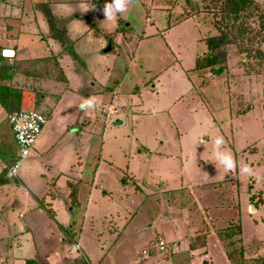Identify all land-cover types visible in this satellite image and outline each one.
Listing matches in <instances>:
<instances>
[{"label":"rangeland","instance_id":"obj_1","mask_svg":"<svg viewBox=\"0 0 264 264\" xmlns=\"http://www.w3.org/2000/svg\"><path fill=\"white\" fill-rule=\"evenodd\" d=\"M3 1L1 54L14 68L13 86L23 92L22 111L53 114L42 131L44 148L22 160L0 191L6 208L0 238L23 243L16 255L66 251L62 239L71 230L84 264H188L186 237L201 229L204 217L188 212L190 197L174 192L183 181L187 190L212 195L215 207L239 204L232 220L238 218L241 235L232 248L226 247L231 240L224 241L225 252L243 248L246 264L264 257V65L253 61L249 72L244 55L229 47L220 75L194 70L195 58L205 52L204 36L216 34L209 0H131L112 19L104 14L111 0ZM256 1L264 8L263 0ZM22 13L33 24L28 30ZM25 31L28 39L20 43ZM46 55L53 60L44 61ZM6 116L0 112V159L13 168L21 157ZM218 137L219 151L237 165L227 183L230 195L227 185L212 193L228 179L216 155ZM58 170L66 175L56 184L52 219L30 194L41 199ZM129 172L141 191L134 190ZM67 178L80 179V206L69 203ZM16 199L20 206L12 209ZM257 201L262 205L255 214ZM17 230L21 234L14 236ZM159 238L165 251L154 248ZM208 244L214 264H228L217 255L215 236ZM144 251L151 253L146 260Z\"/></svg>","mask_w":264,"mask_h":264},{"label":"trees","instance_id":"obj_2","mask_svg":"<svg viewBox=\"0 0 264 264\" xmlns=\"http://www.w3.org/2000/svg\"><path fill=\"white\" fill-rule=\"evenodd\" d=\"M209 3L210 9L214 11L213 27L216 34L204 36L202 42L205 45V52L195 58L194 70H209L220 75L227 67L229 47L235 48L236 55H244V59L248 61L249 72L254 71L253 61L263 67L264 8L261 4L256 0H209ZM185 19L187 18H182L180 22ZM3 50L0 47V105L9 115L22 111L23 92L12 84L14 68L4 64L6 58L1 54ZM44 59L46 61L48 58ZM57 78L62 80V74H59ZM41 114L47 120L51 113ZM76 193L77 190L72 188L69 196L71 205L77 203ZM249 199L253 201L254 197L250 196ZM261 203L262 201L255 202V208ZM218 235L222 241L231 240L226 247L232 248L236 242L232 239L241 235V226L239 223L230 225L219 231ZM205 239V235L193 237L189 243V250L194 251L205 247ZM241 241L242 239L239 238L238 242ZM225 254L230 264H246L243 248L226 250ZM26 264H35V261H27ZM75 264L84 263L76 260ZM254 264H264V257L254 260Z\"/></svg>","mask_w":264,"mask_h":264},{"label":"crops","instance_id":"obj_3","mask_svg":"<svg viewBox=\"0 0 264 264\" xmlns=\"http://www.w3.org/2000/svg\"><path fill=\"white\" fill-rule=\"evenodd\" d=\"M3 3H4V1L1 0L0 5H2ZM19 17H21V20H20L21 22H23V23L26 22L24 24L25 27L22 26V29L28 30V29H30L33 26L32 23L28 22L30 19H28L27 16L24 17L23 13L20 14ZM185 20H187V19H185ZM182 21H184V20H182ZM21 36H22V38L19 40V42L23 43L25 40H22V39L23 38L28 39L29 35L25 31V33L21 34ZM42 43L44 44L45 42L42 41L41 44ZM47 44H49V43H47ZM44 45L46 46V44H44ZM3 49L5 50L6 48H3ZM47 49L51 50L50 44H49V47ZM11 51H13V50H11ZM32 51H37V47H35V48L33 47ZM13 53H14V51H13ZM46 57H47V55L44 56L43 58H46ZM47 58L48 59L46 60V62L53 60V58H51V56H49ZM59 61L60 60L58 59V62ZM58 66H59V68H61L60 64H58ZM61 71L63 72V75L67 78V76L64 73V70L62 69ZM152 88H154V87H152ZM1 111L4 112L5 110L0 105V112ZM52 115L53 114L51 112V114L48 117V119L50 117H52ZM6 120H7V116H6ZM47 121L48 120H46V122ZM115 124H122V122L119 123L118 120H117L115 122ZM8 125H9V123H8ZM45 126H46V123H45L42 131H44ZM41 137H42V132H41L40 137L38 138L39 140H37V143H35V145L33 147V150H32V152L30 154H32L34 151L38 152L40 149L44 148L43 138L41 139ZM143 150H146V149L143 148ZM234 161H235V158H234ZM0 163L2 164V165L0 164V191H1L3 189V187H5V184L8 181V177H7V174H6V170L8 169V167L5 165V163L1 159H0ZM73 165L75 167H77V166L79 167L81 165L80 158H78L76 160L75 164H73ZM235 166H237V165L235 164L234 167L231 168V169L225 168L226 172L228 173V179L222 181V183H224V186L221 185L222 184L221 182H218V184H220V185H219V187H217V186L213 187V188H215L214 192H212L213 194L216 193L217 190H220L219 189L220 187H225V185H227V183L230 182V180L232 179V176L234 174ZM71 167H72V165H71ZM127 168H129V166ZM65 175L66 174H65L64 170H60V171L58 170L57 176H55V177L52 176L50 178V180L47 179L48 180V182H47V191L43 194L41 199L37 200L34 195L30 194V197H31L32 201L37 203L36 207L42 209L45 212V214L48 217H50V218L52 217V219L55 218V215H56V212H55V210L53 209V206H52L54 201H56V192H55L56 191V189H55L56 188V184H57V181H59V179L61 177L65 176ZM127 175H128L127 178L131 179V181L133 182V184L135 186L134 190L135 191H141V188L136 184L137 180L135 179V174L129 172ZM126 182L127 181L124 180L123 184H126ZM64 186H65V189L67 191V198H68L69 203H70V197H69L70 196V191H71L72 188H75L77 191H79L80 179L79 178H75V179L67 178V179H65ZM163 186H165V183H163ZM181 186H182V188H181ZM182 189H184L185 192ZM225 189H227V192H229V195L234 192V190H232L231 185L229 187L227 185L225 187ZM186 190H187V188L186 187L184 188V182L182 181L180 183L179 189L174 190V192L175 191L176 192H181L180 196H184L185 198L190 197V198H188L189 200L185 204L188 212L191 211L195 215L202 214V216L205 218V219L204 218L202 219V223L201 224H203V226L201 227V229H199V231L197 233L191 235L190 237H188V236L186 237V243H185L186 245L185 246H186L187 253H189V258H190V260L187 263L188 264H192L194 262V260H196V261H198L199 264H214L213 260H214L215 256H214V254L210 253V251L208 249V246H209L208 243H209V239L212 236H215L216 237V244H215L216 247H215V249L217 250L216 251L217 255H219V256L220 255H224L226 260H227V263L230 264V262L228 261V259L226 257L225 249L223 247L224 241H222L219 238L218 232H219V230H222V229H225V228L229 227L232 223H236V221H237V223H239V220H238L237 217H236L237 220H235V222L232 220L233 219L232 216L235 213L237 215L238 211L236 209H238L239 204L237 203L236 204L237 206H234V207L227 206V210H226L225 206H221V205L216 206L217 209H215L216 207L211 205L210 201H209V198H211L213 200V196L212 195L209 196V194H206V192L199 191L197 189L194 190V188H193V190L191 189V191L190 190L186 191ZM153 195H154V193L152 192V196ZM171 196L176 197L174 194H171ZM174 197H171V198H174ZM32 201H31V203L33 204V207L36 208L35 205H34L35 203L32 202ZM211 202L214 203V201H211ZM230 202H232V200H230ZM13 204L14 205L12 206V209H16V208H18L20 206V202L17 199L14 201ZM76 206H80V202L78 200H77ZM253 208H254V211H255L254 213L255 214H257L258 211L261 209V208L260 209L259 208H255V206ZM5 210H6L5 207H0V219H3L2 218L3 216H2L1 213L4 212ZM225 216H229L227 218V220H225ZM19 217H21V215H19ZM205 220L208 221L209 225L208 224L206 225ZM221 222L225 223V225L218 227L219 223H221ZM61 226L64 227L66 225L58 224L59 228ZM240 226H241V224H240ZM209 227H211V228H209ZM67 229H69V227ZM14 233H15L14 236H19L21 234L18 230L15 231ZM64 234H65L66 237H65V239L64 238L62 239V243L65 242V244H69V246L68 245L66 246L67 247L66 251H64L63 249H58L57 248L54 251L50 250L46 254L35 253L32 257H21V256H18V255L15 254V252L20 251V249H22V247H23V243L22 242H13V245H11L10 244L11 242L9 243V240L7 238H5V237L4 238H0V264H26L27 261H35V264H68L71 259L76 261V260H78V258H77L78 255L76 254V252L71 250L73 245H77L72 240L74 233L71 230H69V231L65 232ZM69 235H71V236L69 237ZM198 235H205V237H206V239H205V247H203L202 249L194 250V251L189 250L190 240L193 237L198 236ZM159 239L162 240V238H159ZM241 239H242V241H244L242 236H241ZM66 240H68L70 243H68ZM24 244H27V243H24ZM2 245H4L3 248H2ZM79 250H80V248H79ZM150 254L151 253H149V251L147 252V255H144V253H142V255L145 256V258H144L145 260L147 259V257H150ZM172 254H173V252H172Z\"/></svg>","mask_w":264,"mask_h":264},{"label":"built area","instance_id":"obj_4","mask_svg":"<svg viewBox=\"0 0 264 264\" xmlns=\"http://www.w3.org/2000/svg\"><path fill=\"white\" fill-rule=\"evenodd\" d=\"M110 112L113 113L111 110ZM7 121L21 157V160L17 162L13 168H8L6 170L7 177L11 179L16 176V171L21 161L27 158L32 152L33 147L40 137L46 123V118L43 114L38 112L20 111L7 115ZM154 248L157 251L162 252L165 251L166 245L161 239H158ZM72 250L77 252L79 247L77 245H73ZM143 253L144 255H147L146 251Z\"/></svg>","mask_w":264,"mask_h":264},{"label":"clouds","instance_id":"obj_5","mask_svg":"<svg viewBox=\"0 0 264 264\" xmlns=\"http://www.w3.org/2000/svg\"><path fill=\"white\" fill-rule=\"evenodd\" d=\"M130 2L131 0H111L110 3H106L104 5V14L106 18L112 19L117 12H124ZM215 144L217 147V159H219L220 162L224 164L227 169H231L232 167H234L232 157L219 151L220 145L223 144V138L218 137L215 141ZM244 171L250 172L251 170L247 166H245Z\"/></svg>","mask_w":264,"mask_h":264},{"label":"water","instance_id":"obj_6","mask_svg":"<svg viewBox=\"0 0 264 264\" xmlns=\"http://www.w3.org/2000/svg\"><path fill=\"white\" fill-rule=\"evenodd\" d=\"M110 49H111V47L109 46L104 52L106 53V52L110 51Z\"/></svg>","mask_w":264,"mask_h":264},{"label":"flooded vegetation","instance_id":"obj_7","mask_svg":"<svg viewBox=\"0 0 264 264\" xmlns=\"http://www.w3.org/2000/svg\"><path fill=\"white\" fill-rule=\"evenodd\" d=\"M264 1V0H263Z\"/></svg>","mask_w":264,"mask_h":264}]
</instances>
